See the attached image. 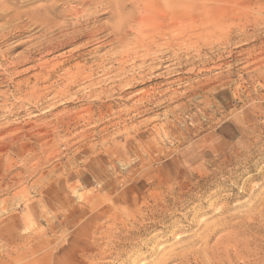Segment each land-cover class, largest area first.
<instances>
[{
  "label": "rangeland",
  "instance_id": "rangeland-1",
  "mask_svg": "<svg viewBox=\"0 0 264 264\" xmlns=\"http://www.w3.org/2000/svg\"><path fill=\"white\" fill-rule=\"evenodd\" d=\"M1 2L0 264H264V0Z\"/></svg>",
  "mask_w": 264,
  "mask_h": 264
},
{
  "label": "bare ground",
  "instance_id": "bare-ground-1",
  "mask_svg": "<svg viewBox=\"0 0 264 264\" xmlns=\"http://www.w3.org/2000/svg\"><path fill=\"white\" fill-rule=\"evenodd\" d=\"M23 1V0H22ZM0 10H1V12H0V19H2V20H5V23H4V27L2 28V30H1V34H0V37L1 38H5L6 40H9L10 38H12V37H14L21 29H23V27L25 26L24 24V26L23 25H21L20 23H17V24H13V22H15V21H17V20H19L20 18H21V14H22V12H16V10H17V8H16V10L14 9V8H12V7H10V6H6V5H4L2 2L0 3ZM28 11V10H27ZM23 15H24V13H23ZM23 20H25V19H23ZM130 20V19H129ZM117 24V23H116ZM27 25V24H26ZM36 25V24H35ZM7 26V27H6ZM125 29V28H124ZM127 30V29H126ZM88 31V30H87ZM44 32V31H43ZM42 32V33H43ZM63 35V38L62 39H56L57 41H55V42H52L53 41V39H45V40H40V41H38V42H36V43H34V44H32L30 47H29V49H27L25 52L27 53L26 55H24L20 60H16V61H14V63L16 64V65H19L20 63L22 64V62H30V61H32L31 59H33V55L35 54V53H38V52H41V51H43L44 49H46V48H48L49 47V45H50V43H52L51 44V46H52V48L53 47H55V46H61L62 44H65V41L64 40H66L65 38H67L64 34H62ZM40 36H42V35H40ZM16 37V36H15ZM55 40V39H54ZM127 40V39H126ZM7 42V41H6ZM29 42V41H28ZM27 42V43H28ZM26 43V42H25ZM56 48V47H55ZM138 49V48H137ZM49 51V50H48ZM47 51V52H48ZM152 52V51H151ZM49 54V53H48ZM148 54V53H147ZM39 58V57H38ZM55 58V57H54ZM59 58L60 57H57L56 59H54V60H51V61H44V62H42L40 65H39V67L40 66H44V67H48L49 65H51V64H53V63H55L53 66H55V65H58V66H56V68L57 67H59L60 65H59V62H58V60H59ZM41 67V68H42ZM31 68V67H30ZM39 74V73H38ZM42 74V73H41ZM40 75V74H39ZM47 77H49V76H44V80L47 78ZM43 80V79H42ZM47 81V80H46ZM41 82V81H40ZM43 82V81H42ZM18 83H19V81H18ZM37 86V85H36ZM18 89V88H17ZM132 240V239H131ZM127 242V241H126ZM133 242V241H132ZM152 247V246H151ZM135 250V249H134ZM123 253V252H122ZM111 255H112V253H111ZM119 256V255H118ZM87 264H89L88 262H86Z\"/></svg>",
  "mask_w": 264,
  "mask_h": 264
}]
</instances>
